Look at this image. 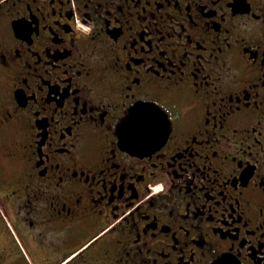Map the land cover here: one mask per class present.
Masks as SVG:
<instances>
[{
	"label": "flooded vegetation",
	"instance_id": "1",
	"mask_svg": "<svg viewBox=\"0 0 264 264\" xmlns=\"http://www.w3.org/2000/svg\"><path fill=\"white\" fill-rule=\"evenodd\" d=\"M0 264H264V0H0Z\"/></svg>",
	"mask_w": 264,
	"mask_h": 264
},
{
	"label": "water",
	"instance_id": "2",
	"mask_svg": "<svg viewBox=\"0 0 264 264\" xmlns=\"http://www.w3.org/2000/svg\"><path fill=\"white\" fill-rule=\"evenodd\" d=\"M146 104H142V108L137 106L135 108H133V114H135L134 112L137 111L138 109H141V111H147L149 108H144ZM140 111V110H139ZM145 114H143L144 116ZM151 116H153L152 114H150ZM139 129L140 131L137 133V136L139 138L138 140V144H143L146 143L150 140L149 138V125L147 123L141 124L139 125Z\"/></svg>",
	"mask_w": 264,
	"mask_h": 264
},
{
	"label": "snow or ice",
	"instance_id": "3",
	"mask_svg": "<svg viewBox=\"0 0 264 264\" xmlns=\"http://www.w3.org/2000/svg\"><path fill=\"white\" fill-rule=\"evenodd\" d=\"M121 123H123V122H121ZM117 134H118V135L121 134V130H120L119 128L117 129Z\"/></svg>",
	"mask_w": 264,
	"mask_h": 264
}]
</instances>
